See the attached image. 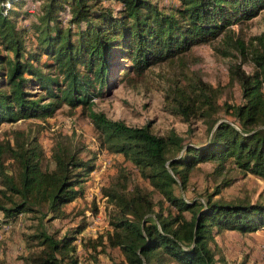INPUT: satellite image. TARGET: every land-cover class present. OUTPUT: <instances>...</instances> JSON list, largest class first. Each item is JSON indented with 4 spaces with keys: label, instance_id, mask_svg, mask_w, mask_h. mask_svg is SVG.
Instances as JSON below:
<instances>
[{
    "label": "trees",
    "instance_id": "obj_1",
    "mask_svg": "<svg viewBox=\"0 0 264 264\" xmlns=\"http://www.w3.org/2000/svg\"><path fill=\"white\" fill-rule=\"evenodd\" d=\"M263 11L264 0H0V127L46 123L63 106L80 108L101 150L122 156L152 188L102 190L113 207L110 231L83 247L118 250L119 261L110 264H217V236L264 230V203L215 200L233 179L224 177L202 201L184 196L204 164L214 166L215 179L237 170L264 182V32L245 42L242 28H233ZM214 42L225 57L235 52L253 66L229 67L240 102L219 104L220 91L201 79L176 83L164 96L172 115L204 123L203 143L172 131L156 135L149 124L129 127L92 109L124 78L135 85L152 67ZM81 150L55 141L49 168L38 135L0 133V231L22 216L37 221L22 234L23 264H82L75 252L84 221L62 236L44 228L45 220L67 219L66 207L86 196L97 155L84 158Z\"/></svg>",
    "mask_w": 264,
    "mask_h": 264
},
{
    "label": "rangeland",
    "instance_id": "obj_2",
    "mask_svg": "<svg viewBox=\"0 0 264 264\" xmlns=\"http://www.w3.org/2000/svg\"><path fill=\"white\" fill-rule=\"evenodd\" d=\"M233 28H242L241 37L245 42H249L251 38L264 32V11L251 21ZM217 45L218 42L199 45L179 60L154 66L135 85L126 84L124 78L111 95L95 99L92 109L129 127L141 128L149 124L151 131L156 135L162 136L172 131L191 144L203 143L206 138L204 123L196 120L185 123L181 118L172 115L164 96L168 88L176 83L185 86L201 79L220 91L219 104L239 103L240 88L236 83L230 82L229 67L239 64L246 72H252L253 66L250 62L243 64L241 57L235 52L234 56L225 57L215 49L219 47ZM80 110L79 108L70 113L69 108L63 106L53 117L47 119L46 123L32 120L4 124L0 127V133L23 131L30 136L38 135L45 154L43 165L49 168H53L50 155L57 140L82 149L81 157L89 159L91 153H96V170L85 183L86 196L66 207L69 215L67 219L52 222L45 220L44 228L50 234L57 232L58 236H62L84 221L87 227L82 233L83 241L76 243L77 258L82 264H110L112 260L119 261L118 250L107 249L103 253L101 247H97L96 251L91 247H83L87 239L96 240L102 236L105 240L106 233L110 231L109 214L113 207L102 190L121 187L124 183L127 184L128 190L138 186L152 192V188L122 156L101 150L98 133L90 121L81 115ZM213 168L210 164H204L192 173L185 198L202 201L204 194L211 193L226 177L233 179V183L223 189L215 200L226 203H264V182L237 170L215 179L211 176ZM120 172L124 174L125 179H118ZM153 198L158 201L160 196L153 192ZM29 218L19 217L12 226L4 227L0 231V264H23L21 258L26 255L27 247L22 234L31 233L27 228L37 224V221H31ZM7 228L9 229L5 231ZM216 242L217 264H264V230L247 236L226 232L217 236Z\"/></svg>",
    "mask_w": 264,
    "mask_h": 264
},
{
    "label": "built area",
    "instance_id": "obj_3",
    "mask_svg": "<svg viewBox=\"0 0 264 264\" xmlns=\"http://www.w3.org/2000/svg\"><path fill=\"white\" fill-rule=\"evenodd\" d=\"M6 227H8V226H6ZM9 228H7V229H5V231H7Z\"/></svg>",
    "mask_w": 264,
    "mask_h": 264
}]
</instances>
